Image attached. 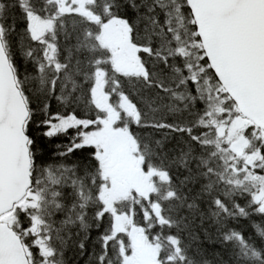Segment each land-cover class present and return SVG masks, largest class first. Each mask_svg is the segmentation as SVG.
<instances>
[{
    "label": "snow or ice",
    "instance_id": "6c2138e0",
    "mask_svg": "<svg viewBox=\"0 0 264 264\" xmlns=\"http://www.w3.org/2000/svg\"><path fill=\"white\" fill-rule=\"evenodd\" d=\"M0 264H264V0H0Z\"/></svg>",
    "mask_w": 264,
    "mask_h": 264
}]
</instances>
